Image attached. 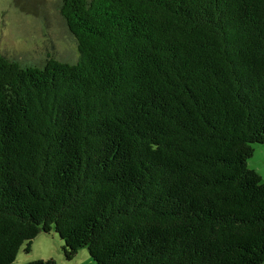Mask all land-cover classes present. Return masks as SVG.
I'll return each instance as SVG.
<instances>
[{
	"label": "trees",
	"instance_id": "1",
	"mask_svg": "<svg viewBox=\"0 0 264 264\" xmlns=\"http://www.w3.org/2000/svg\"><path fill=\"white\" fill-rule=\"evenodd\" d=\"M60 12L76 60L0 53V264H264V0Z\"/></svg>",
	"mask_w": 264,
	"mask_h": 264
},
{
	"label": "rangeland",
	"instance_id": "2",
	"mask_svg": "<svg viewBox=\"0 0 264 264\" xmlns=\"http://www.w3.org/2000/svg\"><path fill=\"white\" fill-rule=\"evenodd\" d=\"M0 53L36 64H42L49 54L61 60H76L79 56L77 40L60 12V0H20L19 4L16 0H0ZM255 147L250 165L257 168L264 179V142ZM60 243L54 232H41L34 239L31 252L20 250L16 264L36 259H54L56 264L87 263V247L84 256L81 257L79 251L73 261L68 262L59 251Z\"/></svg>",
	"mask_w": 264,
	"mask_h": 264
},
{
	"label": "crops",
	"instance_id": "3",
	"mask_svg": "<svg viewBox=\"0 0 264 264\" xmlns=\"http://www.w3.org/2000/svg\"><path fill=\"white\" fill-rule=\"evenodd\" d=\"M256 169H257V168H256ZM257 170H258V169H257ZM43 233H45V232H43ZM59 248H60L59 251H62V253L64 254V250L62 249L61 243L59 244ZM85 251H86V249H84V248L81 249V253H80V254H81V255H80L81 257L84 256V252H85ZM85 254L87 255V263H88V264H97V263L91 258V256L89 255V253H88L87 251H86ZM64 259H65L66 261H68V262H69V261H73V259H72V260H68V259H66L65 256H64ZM87 263H86V264H87Z\"/></svg>",
	"mask_w": 264,
	"mask_h": 264
}]
</instances>
